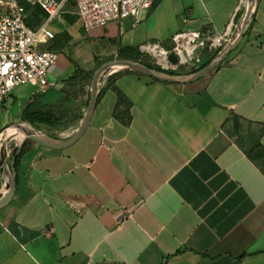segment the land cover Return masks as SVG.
<instances>
[{"label":"crops","instance_id":"obj_1","mask_svg":"<svg viewBox=\"0 0 264 264\" xmlns=\"http://www.w3.org/2000/svg\"><path fill=\"white\" fill-rule=\"evenodd\" d=\"M244 10L243 0H155L88 38L104 45L99 67L121 47H164L183 30L232 36ZM76 70L56 63L49 85L29 83L26 96L28 113L57 107L56 126H40L67 122L66 139L90 99V85L70 103L62 93ZM112 76L75 144L27 146L0 209V264H264V0L241 43L198 81ZM11 123L27 122L0 109V129Z\"/></svg>","mask_w":264,"mask_h":264},{"label":"built area","instance_id":"obj_2","mask_svg":"<svg viewBox=\"0 0 264 264\" xmlns=\"http://www.w3.org/2000/svg\"><path fill=\"white\" fill-rule=\"evenodd\" d=\"M41 7L47 14L46 21L36 30L26 24V8L22 0H0V104L18 86L35 83L41 88L49 85V73L57 63L59 54L51 49H38L37 45L55 38L49 25L60 16L66 4L73 1L76 14L86 31L105 27L109 22L127 17H139L149 10L155 0H23ZM231 38V29L222 33L214 27L205 30L183 31L174 35L175 46L166 49L160 43L142 47L157 57V64L164 70L191 64L197 59L196 52L224 47ZM165 51L160 59L154 51ZM174 53L177 62L169 55ZM6 153V152H5ZM0 181L1 179L0 176Z\"/></svg>","mask_w":264,"mask_h":264},{"label":"rangeland","instance_id":"obj_3","mask_svg":"<svg viewBox=\"0 0 264 264\" xmlns=\"http://www.w3.org/2000/svg\"><path fill=\"white\" fill-rule=\"evenodd\" d=\"M25 4L29 7L28 12H26V24L29 28L36 30L40 27L41 23L43 24L46 21V18L43 15V11H42L43 9L39 6L35 7L34 5L32 7L27 2H25ZM245 7H246V1L244 0L243 8L245 9ZM65 15H74L75 16V21L72 24L69 23L70 25H69V28H67V30H65L63 28V25H62L63 20L64 19L66 20ZM34 16L37 17V19L35 21H38V22L33 25L34 27H32V26H30V21L33 19ZM29 17H30V19H29ZM117 21H120V20H117ZM49 28L55 33V35L56 34H63V37H65L64 40L62 42H56V39H50L45 43L38 44L37 48L38 49H44V50L51 49V50L56 51L59 54L57 64L61 63L62 61H65L67 59L70 62L73 61L72 64H73L74 68L78 67L84 73H90L91 74V72H92L91 70H94L96 67H98L100 62L102 63L103 61L107 60L108 57H106V55L104 54V47H103L104 45H101L99 42H96V44L90 42V38H88V37H89V33H91V31L88 32L84 29L79 16L76 14V7H75V4L73 1H70L66 4V6L64 7L60 16L56 17V19L49 25ZM183 31H188V30H183ZM183 31H181V32H183ZM174 46H175V41H174V39H172L171 44L165 45L164 48L172 49ZM122 48H125V47L120 48V51H119L120 53H121ZM222 48H219V49H222ZM139 49L142 51V48H139ZM216 51L217 50H215V52ZM143 54H145L144 59H147V60L151 61L152 63H155L156 65H158L157 64V57L154 56L153 53L145 51V52H143ZM211 54H212V52H209L205 48L199 49L196 52L197 59L195 61H193L191 64H182L178 68L169 69L168 71L175 72V74H180V75L190 74L191 71L197 67L196 63L199 62V63H201V65L206 63L211 58ZM115 59H124V58H121V56L119 55V57L115 58ZM110 60H113V59H110ZM158 66L161 67L160 65H158ZM122 72L123 71H116L112 75H116V74H119ZM107 74H108V72L104 73L101 76V78L99 80L100 83L105 82L104 80L106 79ZM112 75H110V76H112ZM90 77H91V75L89 76V78L83 77L82 79L80 78V79H74V80H70V79L66 80V82H65L66 86L64 87L62 93L64 94L65 98L67 99V100L65 99L67 101V103H70L69 100H72V99L75 100V97L77 96V90H78L77 87L81 88V85H82V87L84 85H86V86L90 85ZM25 85H27V86H24V85L19 86L20 88H18L16 91L14 89L11 93H9L7 95V97H6L7 100L5 101V99H6L5 98L2 101V103L5 101L4 105L2 106L0 104V109L1 110L8 109L9 115L14 120L17 118L18 119H24L25 112H28L30 107H31V104L28 103L29 101H28L26 96H28V93H30L32 90H34V88H33V86H30L28 84H25ZM13 93H15V95L18 97L15 105H12L13 101L15 99V97L13 96ZM62 104L63 103H61V105ZM56 108L57 107H49L46 109H52L53 111H55V114H57ZM20 112H21L22 116L20 115ZM23 124L28 125L32 129L40 130V131L44 132L45 134L48 135L49 138H51L54 141L66 140V138L69 136V132L71 130V129H69V126H68L69 123H67V122H65L62 125L64 127H59V129H57V130L50 129V128L43 127V126H40L37 128V127L31 126L29 123H23ZM27 141H28L27 142L28 144H25L23 147L26 146V148H27V146L31 143V142H29V140H27ZM21 143L22 142L16 141L13 144L14 145L13 147H19ZM17 149L18 148H14L13 150H11V152L5 153V158H6L7 162L9 163V165H10L11 160L15 156ZM2 183H3V181L1 182V186H2Z\"/></svg>","mask_w":264,"mask_h":264},{"label":"water","instance_id":"obj_4","mask_svg":"<svg viewBox=\"0 0 264 264\" xmlns=\"http://www.w3.org/2000/svg\"><path fill=\"white\" fill-rule=\"evenodd\" d=\"M255 5L254 6H246L244 13L239 20V23L237 24L234 33L232 34L230 40L227 42V44L221 49L219 54L212 59L206 66L198 70L197 72L190 73L187 75H180V74H172L166 71L156 70L153 68H150L146 64L132 60V59H113L109 60L103 64H101L92 74L90 77V99L87 106V109L79 123V126L77 128L76 133L69 139L63 140V141H54L51 140H43L39 137H28L27 139L29 142H31L29 145H35L43 149L47 150H54V151H61L65 150L68 147L75 144L85 133L87 130L91 119L93 117L99 93L101 90V87L104 82L100 83L101 76L108 72L106 75V79L110 75H112L116 71H133L136 73H139L141 75H145L151 78H154L159 81L171 83V84H190L193 82L198 81L199 79L203 78L204 76L208 75L215 69H217L229 56V54L241 43L243 40L246 31L253 20L254 13L256 10L257 2L258 0H254ZM169 58L173 62H177V56L174 53H171L169 55ZM114 68H118L116 71H111ZM104 80V81H105ZM18 128V129H17ZM26 128H31L26 124L23 123H11L8 125H5L2 129H0V138L6 134L8 130H26ZM28 141H23L20 146L17 149V152L13 159L10 162V168L6 169L2 162L0 161V176L1 179L6 178L10 182V191L8 197L0 203V209L7 207L13 200L16 188H17V177H16V170H15V160L20 154L23 146Z\"/></svg>","mask_w":264,"mask_h":264},{"label":"trees","instance_id":"obj_5","mask_svg":"<svg viewBox=\"0 0 264 264\" xmlns=\"http://www.w3.org/2000/svg\"><path fill=\"white\" fill-rule=\"evenodd\" d=\"M22 4L26 8V12H28L29 7L25 4L24 1H22ZM30 6L33 7V5H31V4H30ZM42 11H43L44 17L47 19L48 14L44 10H42ZM242 14H243V12L238 13V17L240 18L242 16ZM34 17L30 21V26H32V27H34L33 25L38 22V21H35L37 19V17H35V18ZM65 18L70 24H72L75 21V16L74 15H65ZM29 19H30V17H29ZM41 25H42V23H41ZM64 38L65 37H63V34H56L54 39H56V42H62L64 40ZM220 51H221V49L217 50L216 52L215 51L212 52L211 58L206 63L196 67L195 69H193L191 71V73L197 72L198 70H200L201 68L206 66L212 59H214L219 54ZM120 56H121V58H124V59H132V60L140 61V62L146 64L147 66H149L150 68H153V69H156V70L166 71L163 68H161L158 65H156L155 63H152L151 61H149L147 59H144L145 54H143V52L138 47H125V48H122ZM71 62L73 63V61H71ZM123 72H132V71L126 70V71H123ZM166 72L175 74V72H171V71H166ZM116 75H113L111 78H114ZM80 76L89 78L90 73H84L80 68L77 67L76 72L70 77V80L78 79ZM58 120H59L58 115L55 114V111H53L52 109H45V110H42V111H39V112H34V113L25 112L24 119H23L24 122H27L31 126L37 127V128L40 127L41 124H47V125H51V126H56ZM14 148H18V147H14ZM25 151H26V146L22 148L20 154L18 155V157L15 160L16 172H17V169H18L19 162H20L21 158L23 157ZM16 179L18 181V176H17ZM0 187H1V181H0Z\"/></svg>","mask_w":264,"mask_h":264},{"label":"bare ground","instance_id":"obj_6","mask_svg":"<svg viewBox=\"0 0 264 264\" xmlns=\"http://www.w3.org/2000/svg\"><path fill=\"white\" fill-rule=\"evenodd\" d=\"M246 6H254L255 1L254 0H245ZM244 3V0H243ZM154 53L160 58L165 59V51L164 49H160V51H154ZM118 68H114L111 71H116ZM18 129V128H17ZM28 137H39L43 140L50 141L51 139L48 137L47 134L40 130H35L32 128H26V130H8L6 134H4L0 138V161L4 165L6 169L10 168L9 163L7 162L5 158V152H11L13 150V144L16 141L23 142L27 141ZM10 191V182L6 178H3V183L0 188V203H2L9 195Z\"/></svg>","mask_w":264,"mask_h":264}]
</instances>
